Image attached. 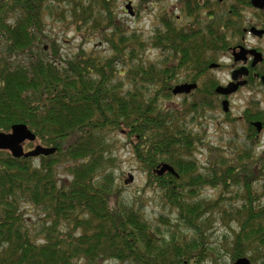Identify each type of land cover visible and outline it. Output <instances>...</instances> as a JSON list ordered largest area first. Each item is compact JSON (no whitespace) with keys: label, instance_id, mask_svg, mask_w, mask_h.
Segmentation results:
<instances>
[{"label":"trees","instance_id":"trees-1","mask_svg":"<svg viewBox=\"0 0 264 264\" xmlns=\"http://www.w3.org/2000/svg\"><path fill=\"white\" fill-rule=\"evenodd\" d=\"M116 1L0 0V132L24 123L35 141L56 148L37 157L0 150V264H226L208 245L216 223L231 260L264 264V151L255 154L252 143L230 158L209 149L205 165L196 158L201 118L217 103V83L202 77L212 60L203 49L224 48L220 24H239L144 38L116 16ZM47 16L106 49L64 58L44 33ZM153 50L159 57L150 59ZM180 75L203 83L179 106L163 103ZM116 132L179 222L154 227L122 196L109 169ZM162 163L177 176L157 175ZM206 187L218 190L214 199L201 196Z\"/></svg>","mask_w":264,"mask_h":264},{"label":"rangeland","instance_id":"rangeland-1","mask_svg":"<svg viewBox=\"0 0 264 264\" xmlns=\"http://www.w3.org/2000/svg\"><path fill=\"white\" fill-rule=\"evenodd\" d=\"M125 0L117 1V8L119 9V17L123 18L125 24H129L131 27L136 28L139 32L143 34L144 38H148L151 33L155 30V27L159 24L157 17L162 14L165 10L170 9V5L173 3V0H131L134 3V10L137 11L135 15H129L121 11L120 6L124 5ZM122 2V3H121ZM126 3V2H125ZM160 13V14H159ZM244 20L239 21V28L242 29L243 26H247L246 21L254 17L250 13H243ZM46 28L45 35L49 36L52 39H55L57 46H59L60 53L64 58L70 57L72 54L76 53L80 48L87 51L91 49L105 50L106 46L99 44L95 39L91 41H86L82 39L79 34L74 31L72 28H64L63 24L59 22H51L50 17H46ZM250 42H257L256 39L251 36H247ZM47 40H44L41 43V46L47 49V54H50V47ZM257 44L264 48V39H261ZM159 52L153 50L148 53V58H158ZM226 64L228 61H225ZM224 62V63H225ZM229 74L225 69L220 71H215L213 73L214 79L221 85H224L227 81ZM183 76L180 75L176 77L172 85L184 82ZM198 85L203 83V79L197 81ZM259 89V92L252 93L248 89L242 90L238 95L228 98L229 100V110L227 112L222 111L220 100L216 99V108L214 110L206 111L205 115L201 118V125L205 129V133L202 134V144L199 146L196 152V158L200 165L207 164L209 159V149L212 151V155L223 154L226 158L233 156L235 151L241 150L243 147H246L249 144L257 143V147L254 148L255 154L261 153L264 151V87L255 85ZM184 99L183 95H171V97L163 100V103L166 101L173 105H180L181 101ZM249 114L252 116L251 120L255 116H259V119L262 122L261 131L253 129L251 125L247 122H244L243 114ZM248 118V117H247ZM255 133V134H254ZM254 138H250V135ZM112 147L111 155L113 161L109 169L113 170L115 183L120 189L122 196L128 201H135L137 205L141 206L146 218L150 221L151 225L158 227L162 230H165L167 227L166 224H176L178 219H176V211L170 209L167 204L163 203L161 198V193L150 189L147 186V177L146 174L141 171L128 140L121 133H114L112 136ZM256 141V142H255ZM38 141L32 142L31 146H28L27 143L24 145V149L32 148ZM133 175V182L124 183L123 181L127 179L128 174ZM218 190H213V188H204L201 192V196L206 199H214L217 196ZM264 201V198H262ZM32 206H25V214L27 216H33V221H36L35 218L36 212L33 209H30ZM162 216V217H160ZM224 229L219 224H214L209 230V246L215 247L218 249L215 252H218L217 258H222L226 264H231L233 260L230 259L228 253L222 249L221 240ZM205 264L212 263L211 259L206 258L204 261ZM83 264V263H79ZM103 264H125L117 262L114 260H107ZM253 264H256L253 262Z\"/></svg>","mask_w":264,"mask_h":264},{"label":"flooded vegetation","instance_id":"flooded-vegetation-1","mask_svg":"<svg viewBox=\"0 0 264 264\" xmlns=\"http://www.w3.org/2000/svg\"><path fill=\"white\" fill-rule=\"evenodd\" d=\"M118 1V0H117ZM116 1V4H117ZM153 1V0H150ZM253 0H173L170 9L165 10L157 19L159 24L155 30L163 32L169 29L182 30L183 34L198 33L201 31V25L208 23H219L225 19H231L239 24L240 20H244L243 13H250L254 17L249 18L242 29H234L232 27H223L220 24L226 46L224 48H216L214 52L203 49V52L210 55L211 62L207 64V72L202 77H211L217 85L213 88L214 98L221 101L238 95L242 90L248 89L252 93L259 92L255 85L264 87V48H261L257 42L264 39V33L257 35L252 29L264 30V7L257 8L252 4ZM126 2V3H125ZM130 2V11L127 8ZM122 3V2H121ZM122 12L129 15H135L134 3L131 0H125L124 5L120 6ZM116 16L119 19V9L114 8ZM172 23V24H171ZM154 30V31H155ZM247 36L256 39L257 42H250ZM203 48H206L203 46ZM225 61H228L226 64ZM225 62V63H224ZM225 69L229 74L224 85L219 84L213 77V73L217 70ZM186 82H192L187 81ZM185 83V82H183ZM198 84V83H197ZM231 84L235 86V90L229 95H221L216 93L215 89L218 85L227 86ZM188 96V94H182ZM190 95V94H189ZM248 117V118H247ZM252 116L243 114L244 122H247L257 131H261L262 122L260 120H251ZM254 119V118H253ZM261 123L260 130L253 125V122Z\"/></svg>","mask_w":264,"mask_h":264},{"label":"water","instance_id":"water-1","mask_svg":"<svg viewBox=\"0 0 264 264\" xmlns=\"http://www.w3.org/2000/svg\"><path fill=\"white\" fill-rule=\"evenodd\" d=\"M253 6L257 8L264 7V0H253ZM131 4L128 3L127 8L130 11ZM254 33L260 35L264 33V30H256L252 29ZM197 87V84L194 82L191 83H181L175 85L171 92L172 94H187L194 90ZM236 88L235 86L228 84L227 86H217L215 91L221 95H229ZM222 110L227 112L229 110V102L227 99H224L221 102ZM253 125L260 130L261 123L259 121L253 122ZM36 140L35 134L31 131V129L24 123H16L13 124L8 132H0V150H7L14 157H37L39 155H51L55 152L56 148L52 146H43L39 143H36L32 148L25 150L24 145L26 142H34ZM155 173L157 175H163L165 172H169L173 175H176V172L172 166L167 163H162L155 168ZM133 182V175L131 173L128 174L127 179L124 180V183ZM231 264H252L250 259L242 256L237 258Z\"/></svg>","mask_w":264,"mask_h":264}]
</instances>
